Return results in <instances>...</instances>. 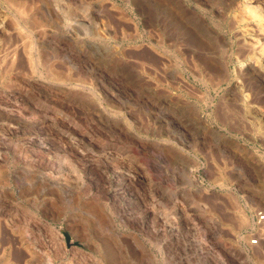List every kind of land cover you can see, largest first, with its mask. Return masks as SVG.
<instances>
[{"label": "rangeland", "instance_id": "obj_1", "mask_svg": "<svg viewBox=\"0 0 264 264\" xmlns=\"http://www.w3.org/2000/svg\"><path fill=\"white\" fill-rule=\"evenodd\" d=\"M263 27L264 0H0V264H264Z\"/></svg>", "mask_w": 264, "mask_h": 264}, {"label": "built area", "instance_id": "obj_2", "mask_svg": "<svg viewBox=\"0 0 264 264\" xmlns=\"http://www.w3.org/2000/svg\"><path fill=\"white\" fill-rule=\"evenodd\" d=\"M248 245L252 248L264 245V210L254 213L253 224L248 235Z\"/></svg>", "mask_w": 264, "mask_h": 264}, {"label": "bare ground", "instance_id": "obj_3", "mask_svg": "<svg viewBox=\"0 0 264 264\" xmlns=\"http://www.w3.org/2000/svg\"><path fill=\"white\" fill-rule=\"evenodd\" d=\"M9 3H10V2H9ZM246 4H247V5H245L244 9L246 8V6H248L249 8L247 7L246 9H249L250 11L253 10V9H252V5H251V7H250V4H248V3H246ZM19 5H20V4H19ZM22 5H23V4H22ZM22 7H23V6H21V8H22ZM19 9H20V8H19ZM25 9H26V8H25ZM246 9H245V10H246ZM257 9H258V8H257ZM253 11H255V10H253ZM256 11H257V10H256ZM25 12L27 13V11H25ZM61 12H62V11H61ZM251 12H252V11H251ZM65 13H66V12H65ZM52 14H53V13H52ZM247 14H248V13H247ZM259 14H260V13H259ZM259 14H258V15H259ZM63 15H64V14H63ZM258 15H257V17H254V18H258V17H259ZM44 16H45V15H44ZM251 16H252V18H253L254 15H251ZM260 17H261V15H260ZM254 18H253V19H254ZM50 19H51V18H50ZM53 20H54V19H53ZM9 21H10V20H9ZM259 21H260V20H259ZM7 22H8V21H7ZM9 23H10V22H9ZM66 23H67V22H66ZM68 23H69V22H68ZM2 24H4V23H2ZM40 24H41V23H40ZM40 24H39V25H40ZM258 24H260V23H258ZM5 25H7V24H5ZM35 25H36V24H35ZM260 25H261V24H260ZM1 26H2V25H1ZM3 26H4V25H3ZM3 26H2V27H3ZM12 26H13V24H12ZM47 26H48V25H47ZM8 27H9V26H8ZM32 28H33V25H32ZM35 28H36V27H35ZM263 28H264V27H263ZM2 29L4 30V28H2ZM43 29H44V28H43ZM3 30H2V31H3ZM257 30H258V29H257ZM34 31H35V30H34ZM262 31H263V30H262ZM262 31H260V32H262ZM6 33H7V32H6ZM8 33H9V32H8ZM38 33H39V32H38ZM246 33H247V32H246ZM0 34H1V33H0ZM8 35H9V34H8ZM39 35H40V34H39ZM261 35H262V34H261ZM12 42H13V41H12ZM3 43H4V42H3ZM7 43H8V42H7ZM13 43H14V42H13ZM55 43H56V42H55ZM23 44H24V43H23ZM7 45H8V44H7ZM57 45H58V44H57ZM12 46H13V45H12ZM15 46H16V45H15ZM6 47H8V46H6ZM19 48H20V47H19ZM19 48L14 47V48H12V49L15 51L16 49L18 50ZM253 48H254V47H253ZM253 48H251V50H252ZM1 49H2V48H1ZM254 49H255V48H254ZM13 50L10 49L9 51L11 52V51H13ZM17 50H16L15 53H14V52H13V53L11 52V53H12V57H11V58H13V55H14V57H16L15 54L18 53ZM9 51H6V52L9 53ZM1 52H2V51H1ZM0 54H1V53H0ZM2 55H3V54H2ZM16 55H17V54H16ZM2 57H3V56H2ZM6 57H7V55H6ZM4 58H5V57H4ZM9 58H10V57H9ZM6 59H7V58H6ZM7 60H8V59H7ZM14 60H15V59H14ZM259 60H261V59H259ZM259 60H258V61H259ZM10 62H11V61H10ZM15 62H16V61H15ZM8 64H9V63H8ZM254 64H255V63H254ZM259 64H260V63H259ZM11 65H13V64H11ZM11 65H10V66H11ZM259 66H261V65H259ZM262 69H263V68H262ZM259 70H260V69H259ZM263 71H264V69H263ZM5 113H6V112H5ZM9 115H10V114H9ZM9 115H6L7 118H12V117H10ZM16 119H17V118H16ZM12 120H13V119H12ZM0 158H1V156H0ZM5 162H6V161H5ZM2 168H3V167H2ZM260 202H261V201H260ZM262 202H264V200H263ZM244 217H245V216H244ZM242 218H243V217H242ZM243 219H244V218H243ZM246 219H247V218H246ZM241 220H242V219H241ZM243 221H245V219L242 220L241 223H243ZM239 222H240V221H239ZM241 223H240V224H241ZM243 225H244V224H242V226H243ZM245 225H246V224H245ZM246 226H247V225H246ZM29 229H30V228H29ZM27 235H29V234H27ZM35 248H36V246H35ZM33 252H34V251H33ZM109 252H110V251H109ZM110 253H111V252H110ZM112 253H113V252H112ZM3 254H5V253H3ZM45 255H46V254H45ZM46 256H47V255H46ZM49 256H50V255H49ZM32 257H33V255H32ZM45 258H47V263L51 264V261H49L48 257H45Z\"/></svg>", "mask_w": 264, "mask_h": 264}]
</instances>
